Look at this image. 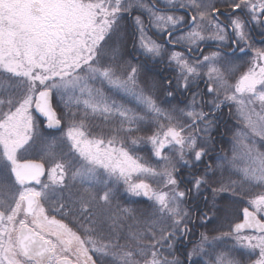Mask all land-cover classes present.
I'll list each match as a JSON object with an SVG mask.
<instances>
[{
	"label": "snow or ice",
	"instance_id": "obj_1",
	"mask_svg": "<svg viewBox=\"0 0 264 264\" xmlns=\"http://www.w3.org/2000/svg\"><path fill=\"white\" fill-rule=\"evenodd\" d=\"M262 149L264 0H0V264H264Z\"/></svg>",
	"mask_w": 264,
	"mask_h": 264
},
{
	"label": "flooded vegetation",
	"instance_id": "obj_2",
	"mask_svg": "<svg viewBox=\"0 0 264 264\" xmlns=\"http://www.w3.org/2000/svg\"><path fill=\"white\" fill-rule=\"evenodd\" d=\"M257 46H259V44H257ZM224 111L227 112V109H225ZM226 119L228 120L229 125H231L234 122L228 117H226ZM221 131H225L223 126L221 127ZM230 139H231V132H227L223 137L217 136V140L219 141V143H217V150L219 151L221 147H223L225 150H228L231 146Z\"/></svg>",
	"mask_w": 264,
	"mask_h": 264
},
{
	"label": "trees",
	"instance_id": "obj_3",
	"mask_svg": "<svg viewBox=\"0 0 264 264\" xmlns=\"http://www.w3.org/2000/svg\"><path fill=\"white\" fill-rule=\"evenodd\" d=\"M49 131H51V130H49ZM67 149H65V151H66ZM142 154H144V153H142ZM25 159H36V160H40V161H42L43 163H45V166L46 167H48V164L46 163V161H44V160H42L41 159V157H40V155H37V154H35V153H33V154H29V155H26L25 156ZM43 179H46V177H44ZM59 218V217H58ZM199 230H203V229H199Z\"/></svg>",
	"mask_w": 264,
	"mask_h": 264
},
{
	"label": "water",
	"instance_id": "obj_4",
	"mask_svg": "<svg viewBox=\"0 0 264 264\" xmlns=\"http://www.w3.org/2000/svg\"><path fill=\"white\" fill-rule=\"evenodd\" d=\"M28 160H33V159H28ZM35 161L40 162V161H38V160H35ZM40 163H42V162H40Z\"/></svg>",
	"mask_w": 264,
	"mask_h": 264
}]
</instances>
